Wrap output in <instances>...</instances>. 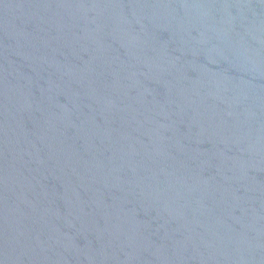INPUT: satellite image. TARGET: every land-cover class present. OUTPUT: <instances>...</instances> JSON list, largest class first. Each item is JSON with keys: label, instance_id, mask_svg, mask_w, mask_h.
<instances>
[{"label": "water", "instance_id": "95a60500", "mask_svg": "<svg viewBox=\"0 0 264 264\" xmlns=\"http://www.w3.org/2000/svg\"><path fill=\"white\" fill-rule=\"evenodd\" d=\"M0 264H264V0H0Z\"/></svg>", "mask_w": 264, "mask_h": 264}]
</instances>
